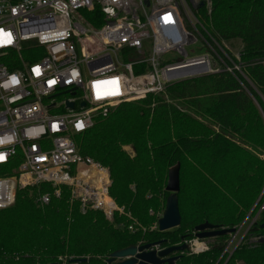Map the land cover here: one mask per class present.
I'll return each instance as SVG.
<instances>
[{
	"label": "trees",
	"instance_id": "1",
	"mask_svg": "<svg viewBox=\"0 0 264 264\" xmlns=\"http://www.w3.org/2000/svg\"><path fill=\"white\" fill-rule=\"evenodd\" d=\"M198 13L219 45L241 42V74L221 69L173 82L165 95L183 111L163 97L148 95L121 105L77 137L81 155L109 168V195L147 231L129 232L127 213L116 214L114 223L123 229L114 228L101 211L83 213L81 202L70 199L66 186L56 197L52 185L41 184L18 191L15 204L0 210V264H63L60 258L106 264L112 253L132 245L165 241L162 247H171L186 235L194 238L195 227L203 223L231 229L244 221L264 178V162L245 148H264V0H213L210 14L204 6ZM154 103L158 118L167 125L155 133L161 138H140L135 124H120L127 114L128 120H136L152 111ZM123 145H132L134 158ZM177 163L181 224L173 232H151L156 218L149 211L158 210L156 199L168 198L158 177ZM45 193L52 194L51 201L40 205L37 198ZM263 224L264 210L250 236H264ZM227 236L215 238L209 251L185 253L177 264H264L260 241L243 245L225 262L221 256Z\"/></svg>",
	"mask_w": 264,
	"mask_h": 264
},
{
	"label": "built area",
	"instance_id": "2",
	"mask_svg": "<svg viewBox=\"0 0 264 264\" xmlns=\"http://www.w3.org/2000/svg\"><path fill=\"white\" fill-rule=\"evenodd\" d=\"M203 6L197 0H0V210L15 204L19 189L41 184L52 185L56 197L61 186H75L83 213L117 210L103 201L109 172L81 155L77 137L121 105L164 93L182 80L171 78L175 70L192 67L186 79L224 69L216 54L187 53L199 41L211 47L207 37L220 48L195 14ZM51 198L45 193L37 202ZM200 246L194 254L208 251Z\"/></svg>",
	"mask_w": 264,
	"mask_h": 264
},
{
	"label": "rangeland",
	"instance_id": "3",
	"mask_svg": "<svg viewBox=\"0 0 264 264\" xmlns=\"http://www.w3.org/2000/svg\"><path fill=\"white\" fill-rule=\"evenodd\" d=\"M197 1L200 4L204 3V10H206L208 12V14H210L209 12L212 9L213 0H197ZM201 11L202 10H200V12ZM195 14H196L197 18L199 19V21L202 23V20H201V17H200L201 16L200 13L195 11ZM207 33L209 34L208 31H207ZM207 41L211 45L212 48L211 47H207L206 48L205 45L202 42L199 41L197 43L189 45L186 48L188 55L190 57H192V56H199V55L207 54V55H210L212 58H214V56L216 54L219 57H221V59L219 58L217 60L220 63V67L221 68H224L226 70L229 68L231 70V72L229 71L230 73L237 72V73L241 74V66L239 65V61H240V52L242 50V44H241L240 41H235V42H233L231 44L225 42V43H223V45H219L213 39V41L215 43H217L220 48L212 45L211 39L209 37H207ZM157 96L165 98L167 100V102L172 103L173 105L176 106V103L174 101H171V100L169 101L168 97L165 95V92L161 93V94H158ZM155 107H156V103L152 104L151 109H153V110L152 111H146V114H144L142 116H138L136 118V120L135 119L128 120L129 117H128V114H127L126 115L127 120H125L123 123H120V124L122 126H123V124L125 125L127 122H129L130 125H134L135 124L134 132L140 138L146 137V138H149L151 140H156L158 138H161L159 135H156V134L161 132L163 130V127H166L167 125L163 121H160V119L158 118V108H155ZM176 107H177L178 110L183 111L179 106H176ZM203 121L205 122L206 125H209L215 131H218V128L215 127L212 123L206 122V120H203ZM245 148L247 150L251 151V152H256L255 155L258 157V159L260 161L264 162V148H258V150H255V151L251 147H248V146H245ZM122 150L131 158H134L135 155H136L132 145H123L122 146ZM89 158L93 160L92 157L89 156ZM95 163H97V162H95ZM99 165L109 172V175H110L109 176V181H110V186H111L112 185V180H111V174H110L109 168L104 167L101 164H99ZM174 166H176V165H174ZM169 167H171V166H169ZM168 169L162 170L161 174H163V175H160L158 177L160 179V181L162 182L161 186L164 188L163 189L164 192L166 191V186H167V183H168L167 173H166ZM74 174H75V172H74ZM64 186H66V188L69 189V191H70V197H71L70 199L74 200L75 199L74 193L76 191V187L72 186V185L71 186L64 185ZM110 186H109V188H110ZM261 186H262V188L260 187V189H261L260 195H259L256 203H254V205L252 206L251 211L248 213V215H246V218L244 219L243 222H241L239 224L238 227L235 226V228L238 229V232L236 234L228 235L227 239L224 242L225 247H224V251L222 253L221 258L223 257L225 262L233 255L235 250H237L238 248L242 247L243 245H247L249 243H254V242L257 243L259 241L261 242V240H264V236H256V237L255 236H250V231H251L252 227L254 226L255 223L259 222L260 217H261V212L264 210V178L261 181ZM26 188H29V187H26ZM22 189H25V188H22ZM22 189H19L18 191H20ZM62 190H63V188L60 189V191H62ZM30 195H31V193H30ZM108 197H109V200L112 201L115 204L117 210L114 211L112 214H109V213L107 214L104 210H98V211H101L104 214V216L110 222V224H115L114 221H115L116 214L125 215L127 213V216L129 217L130 221L132 222L130 224L129 228H128L129 232L134 234L138 230H141L143 232L147 231V229L143 228L139 224L141 222H140V220L138 218L134 219L132 214L130 212H126L125 208L121 207L119 204H117L116 201L109 194H108ZM166 197H169V193H167ZM166 199H168V198H166ZM166 199L162 198V196L159 199H156V206L157 207L159 206V208H158V210H156L155 214L152 211H149V214L151 216H155V218H156L155 222L152 224V226L149 229V231H151V232L158 230V221L163 216V213L165 211L166 203H167ZM185 199H186V197H185ZM143 217H144V215H143ZM114 228L122 230L123 226L118 223V224H115ZM176 229L177 228H174V229L169 230V231L173 232ZM190 233H188V234H190ZM186 236L184 237V240L181 239V243L180 244H177V245H181L183 243H186V244H188L190 246V248L187 251H185L183 254H185V253L194 254V251L196 249V245H197V248L200 245H202L203 248H206L209 251L210 248L212 247V243L214 242V239H215L214 238V239L197 240L195 237L194 238L193 237L192 238H186ZM142 244H144V243H140L139 245H142ZM179 254L180 253H178L177 255H179ZM196 254H201V252L196 253ZM221 258H220V260H221ZM239 264H243V263L240 262Z\"/></svg>",
	"mask_w": 264,
	"mask_h": 264
},
{
	"label": "water",
	"instance_id": "4",
	"mask_svg": "<svg viewBox=\"0 0 264 264\" xmlns=\"http://www.w3.org/2000/svg\"><path fill=\"white\" fill-rule=\"evenodd\" d=\"M192 67L175 70L170 73L171 78L183 79L193 74ZM70 107L73 104H69ZM166 191L170 193L163 216L158 221L160 232H166L177 228L181 224L178 193L180 192V164L169 169ZM264 228V224L261 226ZM238 229H220L206 222L195 227V238L198 240L214 239L226 235L236 234ZM184 240V237H182ZM264 242V240H261ZM165 243L159 241L144 245H132L125 249L112 253L106 260V264H177L190 246L186 243L163 249H157ZM180 253L179 255H177Z\"/></svg>",
	"mask_w": 264,
	"mask_h": 264
},
{
	"label": "bare ground",
	"instance_id": "5",
	"mask_svg": "<svg viewBox=\"0 0 264 264\" xmlns=\"http://www.w3.org/2000/svg\"><path fill=\"white\" fill-rule=\"evenodd\" d=\"M103 201L106 203V204H109L111 201L109 200V198L108 197H104L103 198Z\"/></svg>",
	"mask_w": 264,
	"mask_h": 264
},
{
	"label": "flooded vegetation",
	"instance_id": "6",
	"mask_svg": "<svg viewBox=\"0 0 264 264\" xmlns=\"http://www.w3.org/2000/svg\"><path fill=\"white\" fill-rule=\"evenodd\" d=\"M142 245H144V244H142ZM157 249H163V248H167V247H162V246H160V247H156Z\"/></svg>",
	"mask_w": 264,
	"mask_h": 264
}]
</instances>
